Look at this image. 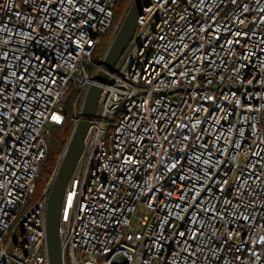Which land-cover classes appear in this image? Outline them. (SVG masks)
Returning a JSON list of instances; mask_svg holds the SVG:
<instances>
[{"label":"built area","instance_id":"built-area-1","mask_svg":"<svg viewBox=\"0 0 264 264\" xmlns=\"http://www.w3.org/2000/svg\"><path fill=\"white\" fill-rule=\"evenodd\" d=\"M116 3L0 0V264H50L51 179L31 201L51 128L73 124L64 154L121 27ZM59 235L63 264H264V0H150L100 92Z\"/></svg>","mask_w":264,"mask_h":264},{"label":"water","instance_id":"water-1","mask_svg":"<svg viewBox=\"0 0 264 264\" xmlns=\"http://www.w3.org/2000/svg\"><path fill=\"white\" fill-rule=\"evenodd\" d=\"M149 5L150 0H133L119 31L112 40L100 63V68L93 77L92 84L88 87L80 120L50 180L51 184L46 216V241L50 264H63L59 226L61 223L64 196L84 148V142L91 125V120L96 113L100 92L105 82H107L110 72L114 71L117 61L132 39L143 9Z\"/></svg>","mask_w":264,"mask_h":264},{"label":"trees","instance_id":"trees-1","mask_svg":"<svg viewBox=\"0 0 264 264\" xmlns=\"http://www.w3.org/2000/svg\"><path fill=\"white\" fill-rule=\"evenodd\" d=\"M132 0H117L115 7V19L114 26L120 22L123 18H125L128 9L130 8V4ZM114 36V27L107 33L104 37L102 43L99 45L96 54L94 56V62L100 63L101 58L105 55L108 50ZM89 70L92 74L96 72V67L91 66ZM73 124L69 123L64 126H53L52 131V139L49 141V152L48 156L42 166L40 176L37 181V186L35 190L34 200L38 199L45 188L47 187L49 180L53 176L54 172L57 169L59 160L61 155L63 154L65 145L70 136V132ZM49 140V139H48Z\"/></svg>","mask_w":264,"mask_h":264},{"label":"rangeland","instance_id":"rangeland-1","mask_svg":"<svg viewBox=\"0 0 264 264\" xmlns=\"http://www.w3.org/2000/svg\"><path fill=\"white\" fill-rule=\"evenodd\" d=\"M132 2H133V0H132ZM132 4V3H131ZM131 4H130V6H131ZM95 67V66H94ZM90 71V70H89ZM52 129V128H51ZM48 139H49V141L52 139V131L50 132V134L48 135ZM35 200L33 199L32 201H31V204L34 202ZM124 262V261H123Z\"/></svg>","mask_w":264,"mask_h":264}]
</instances>
